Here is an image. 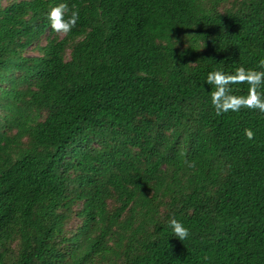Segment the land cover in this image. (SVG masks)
<instances>
[{
    "label": "trees",
    "instance_id": "obj_1",
    "mask_svg": "<svg viewBox=\"0 0 264 264\" xmlns=\"http://www.w3.org/2000/svg\"><path fill=\"white\" fill-rule=\"evenodd\" d=\"M224 1L0 0V264H264V113L206 83L264 70V0Z\"/></svg>",
    "mask_w": 264,
    "mask_h": 264
},
{
    "label": "clouds",
    "instance_id": "obj_2",
    "mask_svg": "<svg viewBox=\"0 0 264 264\" xmlns=\"http://www.w3.org/2000/svg\"><path fill=\"white\" fill-rule=\"evenodd\" d=\"M67 16V18H66ZM79 11L70 10L66 3L50 6L47 19L50 21L51 29L57 34H67L76 26L79 20ZM258 68L264 69V59L258 63ZM206 83L214 87L211 91V105L216 115L232 111L239 112L241 109L259 110L264 113V70L238 67L234 73H226L222 69L208 73ZM247 84V95L233 94L232 85ZM244 134L249 140H253L255 133L252 129H244ZM190 167H195L191 163ZM169 227L173 235L183 241L189 236V230L175 217L169 220Z\"/></svg>",
    "mask_w": 264,
    "mask_h": 264
},
{
    "label": "rangeland",
    "instance_id": "obj_3",
    "mask_svg": "<svg viewBox=\"0 0 264 264\" xmlns=\"http://www.w3.org/2000/svg\"><path fill=\"white\" fill-rule=\"evenodd\" d=\"M9 2H11V0H2V5H6ZM231 2H232V0L224 1L223 3L220 4L219 9L220 10H224L225 8H227V7H229L231 5ZM48 36H52V35L48 34L47 31L44 32V34L41 36V38L39 40V44H45L46 41H48ZM23 51H24L23 52L24 55H37L38 54V52H37V50L35 48V44L25 48ZM159 208H160V213H164L165 212V209H164L163 205H160ZM71 217L72 218L70 219L69 224L74 229L79 224V218L76 217L74 214H72Z\"/></svg>",
    "mask_w": 264,
    "mask_h": 264
}]
</instances>
